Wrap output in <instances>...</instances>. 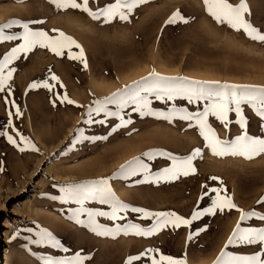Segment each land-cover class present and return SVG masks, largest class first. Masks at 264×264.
<instances>
[{"label": "rangeland", "instance_id": "1", "mask_svg": "<svg viewBox=\"0 0 264 264\" xmlns=\"http://www.w3.org/2000/svg\"><path fill=\"white\" fill-rule=\"evenodd\" d=\"M103 3V0H101ZM238 3L239 0H231ZM255 27L264 32V0H247ZM95 8L94 4H90ZM180 10L187 23L166 25L169 17ZM10 19L22 22L44 21L32 25L52 33L59 29L72 36L84 49L88 68L78 61L56 57L46 49H34L26 57L14 62L12 94L9 99L19 106L22 116L12 117L14 126L27 136L39 151L26 150L9 144L0 137V255L9 249L12 264H39L36 254H47L46 249L29 243L35 232L46 228L73 252L83 250L90 254V264H125L128 256L145 249H159L173 257L187 256V264H214L221 250L236 253V246L224 245L239 220L235 210L204 217L194 222L191 229L167 228L150 237L119 235L97 237L81 225L70 220L71 210L78 207L65 203L60 187L88 180L106 178L117 173L120 165L133 157L143 158L149 150H163L178 156L188 155L194 148H203L202 138L188 122L178 119L169 123L154 116H142L124 109L122 115L132 123L118 128L120 121L110 117L104 124L84 125L87 108L94 100L103 99L118 89L139 81L155 70L162 76H182L190 80L219 81L221 84L264 86V43L252 41L242 32L217 24L205 11L203 0H149L139 6L129 21L114 20L109 24L94 21L78 10L58 11L49 0H0V23ZM20 29L13 28L12 31ZM16 42H5L2 51L10 50ZM73 51L78 49L73 48ZM2 59V56H0ZM51 73L59 76L69 97L83 107L52 104L55 97L45 89H29V85L47 78ZM57 86L56 91L63 92ZM5 94L0 93V130H8V111L15 108L5 104ZM152 108L167 112L173 103L189 111L202 110L206 101L190 105L186 100L165 104L150 96ZM116 110L114 105L109 106ZM244 113L249 120L250 134H259V118L249 106ZM233 122L225 129L214 117L209 123L222 139H232L241 133ZM104 119L103 114L95 117ZM77 128H83L90 137L107 139L80 140ZM74 136L76 137L74 139ZM18 139V138H17ZM19 142V140H18ZM153 171L169 162L160 158ZM196 173L171 183H135L142 176L113 179L110 183L119 198L135 207L150 211H174L190 217L204 191L202 185L223 186L234 202L248 211H264L257 203L264 197V155L252 160L242 157H216L203 149V157L194 162ZM216 176L218 181L210 177ZM53 197H57L53 199ZM205 199L202 206L207 205ZM88 207L107 206L96 205ZM138 214L129 213L127 220L149 227L151 220H140ZM85 219V217H81ZM102 223L111 222L99 218ZM127 221H118L124 224ZM207 226V230L189 241L190 231ZM244 226L264 227V222L247 221ZM32 229V232L26 231ZM8 234L9 245L4 234ZM6 241V242H5ZM245 251L258 250L244 246ZM5 262V261H4ZM4 264V263H3ZM88 264V262H86Z\"/></svg>", "mask_w": 264, "mask_h": 264}, {"label": "snow or ice", "instance_id": "2", "mask_svg": "<svg viewBox=\"0 0 264 264\" xmlns=\"http://www.w3.org/2000/svg\"><path fill=\"white\" fill-rule=\"evenodd\" d=\"M22 2V0H20ZM49 3L58 11L78 10L82 14H87L94 21H102L109 24L114 20L129 21L134 10L139 6L149 3V0H49ZM206 13L220 25H224L236 32H242L252 41L264 43V32L254 26L248 18L251 10L247 0H239L233 3L231 0H203ZM90 4H94L95 8ZM187 23V19L180 10L174 12L166 21V25L177 23ZM44 21L33 20L22 22L18 19H10L0 23V93L5 94V104H11L15 112L9 110L7 120L8 129L15 133L10 134L8 130H0V137H6L9 144L18 148L20 152L26 150L39 151L36 145L25 135H23L13 124L12 117L22 116V112L14 100L9 99L12 94L13 74L15 67H11L14 62L32 53L34 49H46L56 57L67 58L78 61L84 69L88 68L87 58L83 47L72 37L66 35L59 29H53L50 34L42 28L34 29L30 24H43ZM13 28L20 29L12 31ZM5 42H16L10 50L2 51ZM73 48L78 51H73ZM57 86L65 89V85L59 76L51 73L47 78L31 83L28 87L33 89H45L51 93L55 99L52 104L55 107L57 101L60 104L75 105L83 107L77 101L71 99L65 91H56ZM152 96L158 101L167 104L169 101L177 99L186 100L190 105H198L206 101L202 110L189 111L187 107H178L173 103L167 112L156 111L152 108ZM114 105L116 110L109 106ZM133 106L132 110L139 112L142 116H154L171 123L173 120L188 122L189 128H194L202 138L203 148H194L188 155L178 156L163 150H149L143 153V158L133 157L132 160L120 165L117 173L106 178L88 180L79 183L68 184L60 187L62 196L59 197L65 203H74L78 207L71 210L70 220L81 225L97 237H111L115 239L119 235H132L137 237L154 236L167 228L173 230L182 226L191 229L194 222L202 220L204 217L223 214L226 211L235 210L239 213V220L227 239L224 248L230 245L236 246V253L221 250L214 264H264V227L244 226L241 224L247 221L264 222V211L256 209L244 210L240 208L228 194V190L223 186V181H219V186L210 187L202 185L204 191L201 193L196 207L190 217L185 218L174 211H150L143 207L131 206L123 202L117 196L112 184L113 179H129L131 177L142 176L143 179L136 180L135 183L157 184L161 182L171 183L182 177L194 175L197 171L195 161L203 157V149H208L216 157H242L252 160L264 155V86L262 85H242V84H221L219 81H199L190 80L182 76H162L155 70L147 76L141 77L139 81H133L131 85H126L122 89L103 99L94 100L87 108L84 125L96 123L104 124L110 117L117 118L120 123L112 131L118 128H125L132 123L131 119H125L122 115L124 109ZM249 106L255 116L259 118V134H250L249 120L244 113V107ZM235 113V123L242 130L239 135L232 139H222L216 129L209 123V118L214 117L225 129L233 122L229 114ZM103 114L104 119L96 120L95 117ZM76 134L80 140L107 139L104 137H90L85 135L83 128H77ZM18 138V139H17ZM76 137L74 136V139ZM19 140V142H18ZM164 159L167 166L153 171L154 163L158 159ZM0 171L3 168L0 167ZM212 181H218L216 176L210 177ZM57 197H53L56 199ZM207 199L208 203L202 206V202ZM107 206L108 210L101 207H88L89 203ZM264 207V197L257 201ZM129 213L138 214L140 220H151L153 223L149 227H142L139 223L127 220ZM85 219H81V217ZM99 218L111 222L102 223ZM118 221H127L124 224ZM207 226L189 232L188 240L200 232L206 231ZM26 231L32 232V229ZM29 243L41 246L46 249L47 254H36L39 264H90L92 256L81 251L73 252L68 246L61 242L51 231L41 228L35 232V238H27ZM244 246L256 248L258 250L245 251ZM125 264H187V256L173 257L160 253L159 249L148 248L144 251L128 256Z\"/></svg>", "mask_w": 264, "mask_h": 264}, {"label": "bare ground", "instance_id": "3", "mask_svg": "<svg viewBox=\"0 0 264 264\" xmlns=\"http://www.w3.org/2000/svg\"><path fill=\"white\" fill-rule=\"evenodd\" d=\"M4 236H5V239L7 241V242L6 241L5 242L9 245L8 234L5 233ZM3 263L4 264H12V256L10 254L9 249H6L4 251V253L0 255V264H3Z\"/></svg>", "mask_w": 264, "mask_h": 264}]
</instances>
